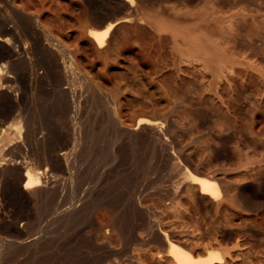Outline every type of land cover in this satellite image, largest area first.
I'll use <instances>...</instances> for the list:
<instances>
[{
  "label": "rangeland",
  "instance_id": "1",
  "mask_svg": "<svg viewBox=\"0 0 264 264\" xmlns=\"http://www.w3.org/2000/svg\"><path fill=\"white\" fill-rule=\"evenodd\" d=\"M8 1L0 176L22 157L49 178L36 199L5 176L0 264H176L161 232L216 264H264V0Z\"/></svg>",
  "mask_w": 264,
  "mask_h": 264
},
{
  "label": "bare ground",
  "instance_id": "2",
  "mask_svg": "<svg viewBox=\"0 0 264 264\" xmlns=\"http://www.w3.org/2000/svg\"><path fill=\"white\" fill-rule=\"evenodd\" d=\"M126 1H128V0H126ZM128 4V3H127ZM8 6H9V1L8 0H0V20H1V22H0V41H3V42H5V43H8L9 42V39H8V36L10 35V33H12V32H16V33H18L19 34V32H18V30L19 29H17V27L15 26V25H11V24H9L7 21V18L5 17L6 15H5V13L6 12H8ZM5 15V16H4ZM8 16V15H7ZM109 18V17H108ZM107 18V19H108ZM107 19H105V20H107ZM104 20V21H105ZM119 19L118 20H115V21H113V22H109V23H107V25L105 26V29L104 30H102V31H93L92 33H91V36L94 38V40L97 42V44L99 45V46H103L104 45V43H105V38H106V36L109 34V32L110 31H112L115 27H116V25L119 23ZM102 25V24H101ZM202 40V39H201ZM197 42V41H196ZM204 42V41H203ZM190 43V42H189ZM209 44V43H208ZM210 46V45H209ZM33 49V48H32ZM24 52H25V54H26V57H27V60H28V62H29V64L31 65H33V60H32V55H31V51H30V49L29 48H27V47H24ZM35 67V66H34ZM32 68V67H31ZM37 69L36 68H33L31 71H32V75L34 76V79L36 78H38V71H36ZM30 71V72H31ZM7 72V71H6ZM29 72V73H30ZM6 74V73H5ZM7 75H8V73H7ZM33 81V80H32ZM35 82V81H34ZM6 83H8V80H7V77H5L4 76V73H3V71H0V91L5 87V85H6ZM36 83V82H35ZM32 84V83H31ZM33 87V86H32ZM7 88H5V90H6ZM10 89V88H9ZM7 92V91H6ZM5 92V93H6ZM34 94V93H33ZM150 128V127H152V129L151 130H153L151 133L154 135V137L155 136H157V137H159L160 135H159V133H160V130L158 129V123L157 122H155V121H153V120H150V119H147V118H140L138 121H137V123H136V129H139V130H144V129H146L147 130V128ZM160 127H161V125H160ZM162 129V128H161ZM163 130V129H162ZM146 132H148V131H146ZM151 134V135H152ZM149 136H150V133H149ZM160 137H162L163 138V136H160ZM43 138V137H42ZM161 138V140H163ZM165 138V137H164ZM157 139V138H156ZM42 140V139H41ZM160 140V139H159ZM44 141V140H43ZM158 141V140H157ZM12 142H13V140H12V137H11V133H9V132H6V131H0V150H2V149H4V148H6L7 146H11L12 145ZM163 143L162 144H164V141H162ZM161 144V145H162ZM160 145V146H161ZM8 147V148H9ZM17 147V146H16ZM165 147V146H164ZM162 148V147H161ZM166 148V147H165ZM165 148H163V149H165ZM168 149H169V147H168ZM11 150V149H10ZM166 150V149H165ZM163 151V150H162ZM168 152V151H167ZM165 153V152H164ZM19 156H21V155H19ZM2 157V156H1ZM175 157V156H174ZM173 157V158H174ZM22 157H20V158H16V159H12V160H14V161H19V162H22V160L23 159H21ZM172 158V159H173ZM25 159V158H24ZM171 159V158H170ZM26 161V160H25ZM173 161H174V159H173ZM176 161V160H175ZM174 161V165L175 166H179V163L178 162H175ZM25 165V164H24ZM19 166V165H18ZM8 167H9V164H5L4 166H3V169H2V172H1V176H0V192H1V187H3L4 185H3V180H4V178H5V176L7 175V174H9L8 173V171L10 170H8ZM27 167H28V165H27ZM22 168V167H21ZM182 168V167H181ZM11 169H12V167H11ZM1 170V169H0ZM24 170H27V169H24ZM24 170H23V172H24ZM30 170V169H29ZM29 170H27V171H25V173H20L19 174V178H18V188H20V191H22L24 194H26V195H28L30 198L31 197H33V198H36V197H39L43 192L41 191V187H43V184L41 183V181L43 180V182H47V179L49 178V173H47V169H45V171H41L42 173H40V171H39V173L37 174H35V173H32V171L30 172ZM176 170V169H175ZM176 171H178V170H176ZM184 171H185V180H189L190 182H192V184H195V186L197 185V188H199V190H200V192L202 193V194H204V195H207V196H210L211 198H217L218 197V193H217V191H216V189L214 188V181H213V179L211 178H208L207 176H203V175H198V174H200V172L198 173V174H196V173H194L193 171H191V170H189L186 166L184 167ZM16 172V171H15ZM12 173V172H11ZM10 173V174H11ZM179 173H181V172H179ZM180 175V174H179ZM182 175H184V174H182ZM8 177V176H7ZM15 177V176H14ZM16 179V178H15ZM178 179H182L181 177L180 178H178ZM179 181V180H178ZM183 183H184V181H183V179L181 180ZM181 182L179 181V183L178 184H180ZM5 184V183H4ZM177 184V185H178ZM182 184V183H181ZM9 185V184H8ZM13 185V184H12ZM10 186V185H9ZM16 186V185H15ZM179 186H181V185H179ZM8 187V186H7ZM176 187V186H175ZM8 188H10V187H8ZM179 188V187H178ZM177 187H176V189H174V192H176V190L178 189ZM180 189V188H179ZM16 191V190H15ZM193 191V190H192ZM219 192V191H218ZM20 193V192H19ZM25 197V196H24ZM247 197V196H246ZM37 199V198H36ZM115 212V211H114ZM113 212V213H114ZM116 216H119L118 214L116 215ZM116 216L114 217V219L116 218ZM122 216V215H121ZM120 218V217H119ZM125 218V217H124ZM118 219V218H117ZM121 219V218H120ZM120 219H119V221H120ZM114 221H116V220H114ZM126 221V220H125ZM124 220H123V222H125ZM128 222V221H127ZM118 224V223H117ZM116 224V225H117ZM115 225V226H116ZM125 224H123L122 226H124ZM127 226H128V224H126ZM114 226V225H113ZM121 226V225H120ZM125 227V226H124ZM130 227H132V226H130ZM130 227H129V231L132 229H130ZM115 228H117V227H115ZM122 228V227H121ZM118 229V228H117ZM124 228H122V230H123ZM127 229V228H126ZM126 232H128L129 233V231H127V230H125ZM124 231V232H125ZM157 231H160V230H157ZM125 232V233H126ZM133 232H134V230H133ZM160 233V232H159ZM81 234V233H80ZM77 236V235H76ZM79 238H80V236H79ZM78 238V239H79ZM82 239H83V237H82ZM160 240V242L161 241H163V243H165V245H166V253L170 256V257H172V259L174 260V262L176 263V264H216V263H218V262H220L222 259H220L218 256H214L215 254L214 253H212V254H214V255H212L211 253H210V255H208V256H206V257H197V256H194L193 255V253H192V251L191 250H188L187 248H184L183 246H181L180 244H178L177 242H175V240H172L171 238H170V236H168V234L166 233V232H161V238L159 239ZM81 241V240H80ZM79 242V241H78ZM82 242H83V240H82ZM155 243V242H154ZM92 244V243H91ZM79 246V245H78ZM82 246V245H81ZM88 246H90V244L88 245ZM75 247H77V246H75ZM84 247V246H83ZM81 249V248H80ZM79 250V249H78ZM82 250V249H81ZM75 251H77V249L75 250ZM94 251H96V250H94ZM97 251H99V250H97ZM101 251V250H100ZM80 252V251H79ZM89 252V251H88ZM75 253H78V252H75ZM83 253V252H82ZM81 253V254H82ZM84 253H86L85 251H84ZM93 253H95V252H93ZM98 253V252H97ZM103 253V252H102ZM106 253H108V251L106 252ZM87 254V253H86ZM99 254V253H98ZM105 254V253H104ZM83 255V254H82ZM85 255V254H84ZM90 255H91V253H90ZM101 255V254H100ZM109 255V254H108ZM217 255V254H216ZM75 256V255H74ZM87 256V255H86ZM95 256H96V254H95ZM101 257V256H100ZM107 257V256H106ZM111 257H112V255H111ZM218 257V258H217ZM74 258H76V257H74ZM79 258V257H78ZM81 258V257H80ZM90 258H91V256H90ZM94 258V257H93ZM108 258H110L109 256H108ZM92 259V258H91ZM76 260V263L78 262V260L77 259H75ZM74 260V261H75ZM83 260V259H82ZM80 261V260H79ZM82 262H84V261H82ZM81 263V262H80ZM105 263V262H104ZM221 263V262H220ZM92 264V263H91ZM95 264H100V262H97V263H95ZM107 264V263H106Z\"/></svg>",
  "mask_w": 264,
  "mask_h": 264
},
{
  "label": "crops",
  "instance_id": "3",
  "mask_svg": "<svg viewBox=\"0 0 264 264\" xmlns=\"http://www.w3.org/2000/svg\"><path fill=\"white\" fill-rule=\"evenodd\" d=\"M14 161V160H13ZM14 162H16V163H13L12 164V169H10L9 170V167H8V172H12V171H16V172H18V176H17V182H18V178H19V174L22 172V173H25V171H27L28 170V168H29V164H26L24 161H22L21 163L18 161H14ZM25 164V165H24ZM19 165V166H18ZM27 165H28V167H27ZM22 167V168H21ZM24 169H27V170H24ZM23 170H24V172H23ZM17 190H18V194L19 195H21L23 198H26V197H28V195H26V194H24L22 191H20V188H18V183H17ZM20 192V193H19ZM25 196V197H24Z\"/></svg>",
  "mask_w": 264,
  "mask_h": 264
},
{
  "label": "water",
  "instance_id": "4",
  "mask_svg": "<svg viewBox=\"0 0 264 264\" xmlns=\"http://www.w3.org/2000/svg\"><path fill=\"white\" fill-rule=\"evenodd\" d=\"M125 16V13L121 14L120 16H118L119 18L118 19H121Z\"/></svg>",
  "mask_w": 264,
  "mask_h": 264
}]
</instances>
